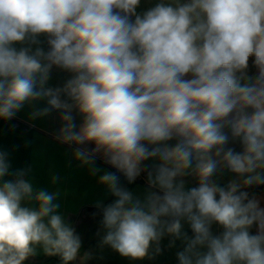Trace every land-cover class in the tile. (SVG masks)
<instances>
[{
	"label": "clouds",
	"instance_id": "obj_1",
	"mask_svg": "<svg viewBox=\"0 0 264 264\" xmlns=\"http://www.w3.org/2000/svg\"><path fill=\"white\" fill-rule=\"evenodd\" d=\"M140 2L0 0V120L25 105L33 121L59 112L55 140L115 197L95 205L101 247L151 259L167 235L170 247L186 241L179 264H264V208L244 190L264 184V0H159L138 14ZM41 35L47 51L32 48ZM53 67L71 78L48 86ZM10 155L0 149V264H25L38 249L86 264L92 253H81L60 192L36 187L33 168L13 169ZM225 170L235 176L220 186ZM145 172L143 198L121 184L120 174L131 184Z\"/></svg>",
	"mask_w": 264,
	"mask_h": 264
},
{
	"label": "crops",
	"instance_id": "obj_2",
	"mask_svg": "<svg viewBox=\"0 0 264 264\" xmlns=\"http://www.w3.org/2000/svg\"><path fill=\"white\" fill-rule=\"evenodd\" d=\"M157 2L159 0H141L137 8V13H143L153 7ZM180 2L184 3L187 0H180ZM132 19L134 20V17ZM38 39L40 43L38 45H32V48L42 47L47 51V37L41 35ZM22 46L27 45H15L17 49ZM257 74L258 70L256 69L255 73L249 77H254ZM71 76L72 73L53 67L48 86H62ZM185 78H192L191 74ZM45 105L46 101L38 102V106L40 107ZM31 111L32 107L25 105L14 119L10 121L0 120V149L11 153L10 161L13 169L28 166L33 168L36 187H48L50 191L58 190L60 192V203L62 207L59 211L73 223L77 233L81 236V253L92 251V257L102 258L103 256L109 262L111 261L112 264H179L177 253L183 251L186 246V241L177 239L175 240L174 246L170 247L169 244L173 238L167 235L160 241L161 252L151 259L146 257L142 260H132L127 257H122L107 245L101 247V239L105 230L101 225L102 212L95 205L99 201L106 206L115 197L107 193L103 185L97 183L98 177L91 176L87 166H80V162L72 157L68 145L61 144L55 140L54 135L61 126L59 112L54 110L49 116L33 121L28 119V114ZM80 120L81 118L77 116L78 124ZM169 143L174 144L175 141L173 140ZM228 147L234 148L237 152L243 150L239 140L233 141L230 139ZM144 163L151 166L156 162L149 160ZM96 164L109 171L115 170L110 165L105 164L102 159H98ZM53 174L59 175L60 177L56 184H51V176ZM234 176L235 174L225 170L222 174L218 173L214 179L220 186H226ZM6 179H11V177H7ZM184 179L186 181V188L197 186L193 181V176H186ZM120 180L121 184L131 190L134 195L143 198L145 190L148 188L147 172L143 173L131 184L127 182L124 176L120 177ZM258 186L260 185H253L251 187L257 188ZM251 187L244 189L249 193V196V188ZM256 193L254 196L259 200L260 207L264 208V190ZM182 224L183 231L189 237H192L193 233L187 222L182 221ZM221 229L223 228L216 223H213L211 226L214 235H217ZM257 232L258 227L253 225L250 228V234L255 235ZM154 248L155 245L150 248V256H152ZM200 250L203 252L206 251V248H201ZM38 253L37 256L31 257L25 264H62L58 256H46L40 249H38ZM72 264H75V262H72Z\"/></svg>",
	"mask_w": 264,
	"mask_h": 264
},
{
	"label": "trees",
	"instance_id": "obj_3",
	"mask_svg": "<svg viewBox=\"0 0 264 264\" xmlns=\"http://www.w3.org/2000/svg\"><path fill=\"white\" fill-rule=\"evenodd\" d=\"M252 59L253 58H250V60H249V68H248V70H247V72H246V75L247 76H251V75H253L254 73H255V71H256V68L252 65ZM114 171H116V170H114ZM120 177H123V175L122 174H120ZM193 181L197 184V181H196V179L193 177ZM250 189V198L252 197V196H254V195H256L257 193H256V191H255V187H251V188H249ZM249 191V190H248ZM253 227V226H252Z\"/></svg>",
	"mask_w": 264,
	"mask_h": 264
},
{
	"label": "rangeland",
	"instance_id": "obj_4",
	"mask_svg": "<svg viewBox=\"0 0 264 264\" xmlns=\"http://www.w3.org/2000/svg\"><path fill=\"white\" fill-rule=\"evenodd\" d=\"M249 231H250V229H249ZM86 252L92 253V251H86ZM75 264H79V261L75 262ZM86 264H112V262L111 261L109 262L108 259L104 258L103 256H102V258L101 257L96 258L93 256L91 259L86 261Z\"/></svg>",
	"mask_w": 264,
	"mask_h": 264
},
{
	"label": "water",
	"instance_id": "obj_5",
	"mask_svg": "<svg viewBox=\"0 0 264 264\" xmlns=\"http://www.w3.org/2000/svg\"><path fill=\"white\" fill-rule=\"evenodd\" d=\"M263 190H264V184L258 186V187L255 189L256 192H261V191H263Z\"/></svg>",
	"mask_w": 264,
	"mask_h": 264
},
{
	"label": "built area",
	"instance_id": "obj_6",
	"mask_svg": "<svg viewBox=\"0 0 264 264\" xmlns=\"http://www.w3.org/2000/svg\"><path fill=\"white\" fill-rule=\"evenodd\" d=\"M223 232V229L219 230V232L217 233V235L221 234Z\"/></svg>",
	"mask_w": 264,
	"mask_h": 264
}]
</instances>
